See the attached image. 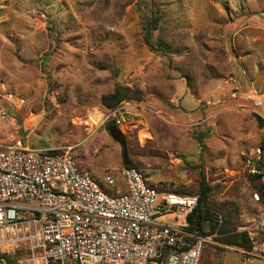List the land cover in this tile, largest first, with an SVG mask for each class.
Here are the masks:
<instances>
[{
	"label": "rangeland",
	"instance_id": "374dc122",
	"mask_svg": "<svg viewBox=\"0 0 264 264\" xmlns=\"http://www.w3.org/2000/svg\"><path fill=\"white\" fill-rule=\"evenodd\" d=\"M125 86L131 99L109 108ZM17 137L68 151L101 184L124 151L156 186L191 192L202 172L211 207L245 231L258 206L241 156L264 143V0H0V142ZM215 246L198 264H264L253 246Z\"/></svg>",
	"mask_w": 264,
	"mask_h": 264
},
{
	"label": "built area",
	"instance_id": "2783aa9c",
	"mask_svg": "<svg viewBox=\"0 0 264 264\" xmlns=\"http://www.w3.org/2000/svg\"><path fill=\"white\" fill-rule=\"evenodd\" d=\"M242 171L263 189L251 192L258 213L244 228L253 245L246 252L264 258V144L242 154ZM197 202L159 194L135 167L107 173L101 184L68 151L20 137L0 142V264L10 252L27 254L22 264H198L217 235L187 224Z\"/></svg>",
	"mask_w": 264,
	"mask_h": 264
},
{
	"label": "trees",
	"instance_id": "16d2710c",
	"mask_svg": "<svg viewBox=\"0 0 264 264\" xmlns=\"http://www.w3.org/2000/svg\"><path fill=\"white\" fill-rule=\"evenodd\" d=\"M148 34H150V32H148ZM146 39L147 41H149L148 38ZM107 99L114 100L113 104L109 106V108L112 109V108L117 107L122 100H125V99L130 100L131 93H130V90L126 88L125 86L124 90L120 92L117 90L112 91V93L107 95ZM109 124L110 123L106 124L107 128L110 127ZM260 144L263 145L264 143L261 141ZM123 155H124L123 157L124 159L122 161L123 166L124 167L130 166L132 168L135 167L132 165V162L128 159V156L125 153V151ZM138 170L142 172L140 169ZM248 178L251 182V192L253 190H257L262 194L263 189L259 181H257V178L252 177V176H249ZM211 185L212 184H210L207 178L204 176V173L201 172L200 180L198 182L197 188L196 190H193L191 192L167 188L162 183L160 186H156V189L158 190L159 194L164 192V193H174L178 195L196 196L197 201H198L196 207L191 212L185 215V220L187 224L191 228H195L203 232L206 231L208 233H215L217 235L215 239L221 243H224L226 245H231V246H237L240 248H246L250 250L253 245L246 231L236 230L238 228H236L234 224H231L232 225L231 229L227 228V223H229V221L226 218V215L232 216L233 211L230 210L229 212L225 213V211H223V206L221 205H218L217 210L211 207L210 198H209L210 192L214 190V187H216L215 185L214 186H211ZM250 198H251V195H250ZM251 201H252V198H251Z\"/></svg>",
	"mask_w": 264,
	"mask_h": 264
},
{
	"label": "crops",
	"instance_id": "0c3cea01",
	"mask_svg": "<svg viewBox=\"0 0 264 264\" xmlns=\"http://www.w3.org/2000/svg\"><path fill=\"white\" fill-rule=\"evenodd\" d=\"M113 173H116L117 174V171L116 172H113ZM156 186V185H155ZM217 241V245L219 246V244H220V242L218 241V240H216ZM215 244V243H214ZM222 244V243H221ZM226 245V244H225ZM217 246V247H218ZM222 246V245H221ZM228 246H231V245H227V246H224V247H228ZM228 248H230V247H228ZM238 251V250H237ZM238 252H241L240 250L238 251ZM11 257V255L10 254H6L5 255V258H6V261H7V263L9 264V258Z\"/></svg>",
	"mask_w": 264,
	"mask_h": 264
}]
</instances>
